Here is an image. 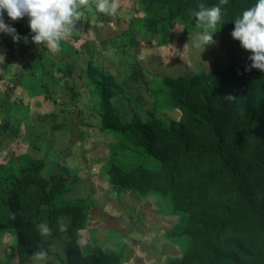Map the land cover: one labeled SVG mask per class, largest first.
<instances>
[{
    "label": "rangeland",
    "instance_id": "rangeland-1",
    "mask_svg": "<svg viewBox=\"0 0 264 264\" xmlns=\"http://www.w3.org/2000/svg\"><path fill=\"white\" fill-rule=\"evenodd\" d=\"M149 2L157 18L142 0H120L116 17L94 5L82 8L77 30L58 50L32 41L27 17L13 21L4 13L5 23L28 42L0 32V174L43 161V177H61L62 202L87 203L84 210L59 215L67 231L52 240L48 260L38 264L68 263L66 245L73 236L93 256L121 252V261L111 264H163L184 251L186 243L167 235L179 219L171 193L157 183L139 194L119 186L140 158L129 154L138 148L117 121L148 112L166 126L178 117L170 106L171 87L181 86L183 75L246 63L251 52L219 25L216 43L196 49L190 37L202 28L195 20L163 25L162 0ZM2 205L12 208V201L0 193ZM36 251L38 246L24 253L15 234L0 228V261L33 264Z\"/></svg>",
    "mask_w": 264,
    "mask_h": 264
},
{
    "label": "trees",
    "instance_id": "trees-1",
    "mask_svg": "<svg viewBox=\"0 0 264 264\" xmlns=\"http://www.w3.org/2000/svg\"><path fill=\"white\" fill-rule=\"evenodd\" d=\"M142 1L150 5L149 0ZM162 2L165 15L159 22L167 26L195 20L191 12L201 3L219 5V0ZM255 3L228 0L220 5V29L232 32L234 20ZM152 8L150 13L157 18ZM250 64L232 61L183 75L182 85L171 87L170 106L178 117L166 126L148 112L117 121L118 130L138 148L129 154L140 158L129 166L119 186L139 194L157 183L161 192L171 193L179 215L167 235L186 243L185 248L180 257L163 264H264V71H246ZM229 95L235 98L225 99ZM43 167V161L29 160L0 174V193L13 208H0L5 215L0 228L15 234L24 253L37 246L46 251L61 233L59 215L87 207L81 199L62 202L57 195L61 177H43ZM43 222L52 229L46 238L38 231ZM77 242L73 236L66 245V264H111L114 258L122 259L121 252L93 256Z\"/></svg>",
    "mask_w": 264,
    "mask_h": 264
},
{
    "label": "clouds",
    "instance_id": "clouds-1",
    "mask_svg": "<svg viewBox=\"0 0 264 264\" xmlns=\"http://www.w3.org/2000/svg\"><path fill=\"white\" fill-rule=\"evenodd\" d=\"M228 0H219V5L206 7L201 3L199 10H193L191 15L195 23L202 31L191 35V45L196 49L204 51L205 46L216 43L213 33L222 19L220 5H226ZM94 5L96 10L108 16L116 17L120 9V0H0V32L10 35L14 42L19 43L21 39L28 42L27 37L17 34L14 27L6 24L4 13L17 21L24 17L28 18L29 27L33 34L31 39L36 45H45L51 50H58L60 43L69 38L77 30V22L83 15L81 9ZM234 30L231 36L240 42L243 49L251 52L249 60L251 64L246 71L258 69L264 71V0H256V3L247 8L234 20ZM189 44L185 45V48ZM234 96H226L225 99L232 100ZM14 218V217H13ZM61 232L67 231V225L62 221L59 225ZM41 237H49L52 229L47 222L38 225ZM83 242V241H81ZM33 264L48 260V253L40 250L32 254Z\"/></svg>",
    "mask_w": 264,
    "mask_h": 264
}]
</instances>
